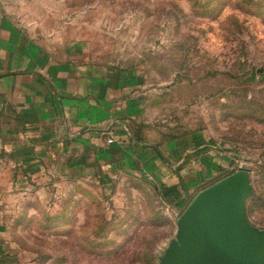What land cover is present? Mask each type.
Wrapping results in <instances>:
<instances>
[{
  "label": "rangeland",
  "instance_id": "obj_1",
  "mask_svg": "<svg viewBox=\"0 0 264 264\" xmlns=\"http://www.w3.org/2000/svg\"><path fill=\"white\" fill-rule=\"evenodd\" d=\"M19 2L37 31L141 71L158 110L149 120L203 144L215 177L191 187L183 209L144 177L54 182L12 210L0 264H162L187 206L241 169L247 220L264 234V0Z\"/></svg>",
  "mask_w": 264,
  "mask_h": 264
},
{
  "label": "crops",
  "instance_id": "obj_2",
  "mask_svg": "<svg viewBox=\"0 0 264 264\" xmlns=\"http://www.w3.org/2000/svg\"><path fill=\"white\" fill-rule=\"evenodd\" d=\"M19 1L0 0V251L17 203L54 182L125 174L189 194L215 177L203 144L149 120L158 110L141 71L23 23Z\"/></svg>",
  "mask_w": 264,
  "mask_h": 264
},
{
  "label": "water",
  "instance_id": "obj_3",
  "mask_svg": "<svg viewBox=\"0 0 264 264\" xmlns=\"http://www.w3.org/2000/svg\"><path fill=\"white\" fill-rule=\"evenodd\" d=\"M251 196L247 169L202 191L180 218L162 264H264V234L246 216Z\"/></svg>",
  "mask_w": 264,
  "mask_h": 264
},
{
  "label": "trees",
  "instance_id": "obj_4",
  "mask_svg": "<svg viewBox=\"0 0 264 264\" xmlns=\"http://www.w3.org/2000/svg\"><path fill=\"white\" fill-rule=\"evenodd\" d=\"M264 77V74L262 75ZM161 194L163 197V200L166 203L175 204V207L177 209H183L187 202V192L182 191L179 186H172V187H166L163 186L161 188Z\"/></svg>",
  "mask_w": 264,
  "mask_h": 264
},
{
  "label": "built area",
  "instance_id": "obj_5",
  "mask_svg": "<svg viewBox=\"0 0 264 264\" xmlns=\"http://www.w3.org/2000/svg\"><path fill=\"white\" fill-rule=\"evenodd\" d=\"M109 142H110V143H113V142H114V139H110Z\"/></svg>",
  "mask_w": 264,
  "mask_h": 264
}]
</instances>
